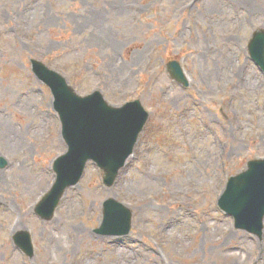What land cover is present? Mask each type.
<instances>
[{"label":"rangeland","instance_id":"374dc122","mask_svg":"<svg viewBox=\"0 0 264 264\" xmlns=\"http://www.w3.org/2000/svg\"><path fill=\"white\" fill-rule=\"evenodd\" d=\"M260 28L264 0H0V264H264V228L236 230L217 206L227 179L264 156V72L247 51ZM31 58L80 95L149 112L114 185L88 162L49 221L32 207L66 145ZM109 198L132 211L126 235L94 231ZM24 228L32 258L11 239Z\"/></svg>","mask_w":264,"mask_h":264},{"label":"water","instance_id":"95a60500","mask_svg":"<svg viewBox=\"0 0 264 264\" xmlns=\"http://www.w3.org/2000/svg\"><path fill=\"white\" fill-rule=\"evenodd\" d=\"M255 63L264 71V29L252 33L247 45ZM34 74L51 90L54 108L59 114L62 136L67 145L64 154L53 162L55 181L35 206V213L50 220L66 189L78 182L87 161L102 171V180L111 186L131 154L148 112L139 99L121 106L107 103L99 91L81 96L66 79L41 61L31 59ZM167 70L172 78L186 84L177 61ZM5 160L0 157V167ZM220 209L233 217L236 228L261 235L264 218V158L249 160L246 168L228 178L218 199ZM131 211L113 198L103 202V217L95 232L102 235L126 234L131 226ZM14 241L28 256L33 248L27 231L15 234Z\"/></svg>","mask_w":264,"mask_h":264},{"label":"bare ground","instance_id":"6f19581e","mask_svg":"<svg viewBox=\"0 0 264 264\" xmlns=\"http://www.w3.org/2000/svg\"><path fill=\"white\" fill-rule=\"evenodd\" d=\"M253 78H254V77H253ZM239 82H240V81H234V82H232V83H233L236 87H239V86H240ZM4 128H5V129H9V126H8L7 123H4ZM159 259H160V261L162 262V264H169V263H167V262L165 261V259H164L162 256H159ZM170 264H172V262H171Z\"/></svg>","mask_w":264,"mask_h":264}]
</instances>
